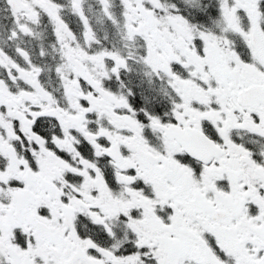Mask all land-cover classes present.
<instances>
[{"label": "snow or ice", "instance_id": "obj_1", "mask_svg": "<svg viewBox=\"0 0 264 264\" xmlns=\"http://www.w3.org/2000/svg\"><path fill=\"white\" fill-rule=\"evenodd\" d=\"M0 264H264V0H0Z\"/></svg>", "mask_w": 264, "mask_h": 264}]
</instances>
